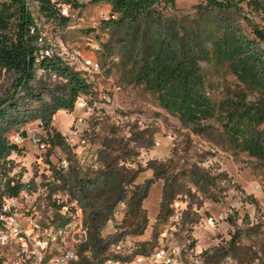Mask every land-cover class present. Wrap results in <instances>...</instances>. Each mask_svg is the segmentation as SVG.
I'll list each match as a JSON object with an SVG mask.
<instances>
[{
  "label": "rangeland",
  "instance_id": "374dc122",
  "mask_svg": "<svg viewBox=\"0 0 264 264\" xmlns=\"http://www.w3.org/2000/svg\"><path fill=\"white\" fill-rule=\"evenodd\" d=\"M39 1L29 4L43 38L40 50L92 89L84 107L58 110L69 83L47 69L31 83L30 95L15 93L17 109L0 129L10 145L15 131L29 141L0 161V193L20 183L48 216L55 198L77 200L86 228L90 183L102 188L113 173L122 196L100 229L104 259L128 236L138 250L189 243V264H264V43L253 31H264V0H157L136 21L121 24L109 1L98 0L69 10L67 26L41 17ZM155 41L162 44L159 59L192 70L194 96L207 104L201 116L166 109L136 78ZM14 79L0 70V98ZM45 120L61 140L48 135ZM233 122L232 142L225 127ZM60 158L67 159V171L58 168ZM131 195H143L141 232Z\"/></svg>",
  "mask_w": 264,
  "mask_h": 264
},
{
  "label": "trees",
  "instance_id": "16d2710c",
  "mask_svg": "<svg viewBox=\"0 0 264 264\" xmlns=\"http://www.w3.org/2000/svg\"><path fill=\"white\" fill-rule=\"evenodd\" d=\"M82 1L58 0V3L63 2L76 8L77 11H83L86 7L81 4ZM92 1L96 2V0ZM108 1L111 16L117 15L119 18L117 22L121 24L127 21H136L138 16L149 10L157 0ZM239 1L257 4L260 0ZM38 9L41 17H45L46 20L55 18L58 25L67 26L68 20L60 15L56 4H51L49 0H40ZM253 31L256 37L264 43V31L257 28ZM42 39L37 20L25 0H2L0 4V70H4L15 78L12 91L4 98H0V122L2 123L9 124L11 118L8 116V111L17 109L15 93L25 90L30 95V85L36 78L37 69L53 70L57 74L64 75L68 80L69 89L66 95L57 99L58 110L71 111L78 96L86 98L91 92L92 87L86 80L70 73L52 58L45 57L39 66L36 65V57L39 54ZM161 45L159 41L154 42L157 49L144 63H141L136 78L143 80L146 87L158 94L161 104L166 109L179 111L185 118L201 116L207 110V104L202 98L194 96L195 79L192 70L178 61L169 65L159 59ZM228 45L236 51L235 42L231 41ZM45 126L48 135L52 132L56 140H61L59 134L50 128L48 120H45ZM235 126L236 123L233 122L228 123L225 127L228 138L232 142L237 137ZM247 142L250 140H244V143ZM15 150L17 147L6 141L4 130L0 129V161ZM83 183L81 180L80 184ZM90 184L93 187L91 195L94 202L87 204L90 207V213L86 216V236L78 248L80 264L91 263L88 253H91V259L95 260L97 264L104 260L102 255L107 246L100 238V229L105 223L107 213L110 212L112 205L122 196L118 178L113 173L103 183L102 188H96L93 182ZM23 189L25 188L20 183L12 186L8 184L2 194L16 195ZM142 199L143 195H131L128 203L133 208V221L136 228L143 229L146 220L145 215L140 211ZM164 201L163 199L162 204Z\"/></svg>",
  "mask_w": 264,
  "mask_h": 264
},
{
  "label": "built area",
  "instance_id": "2783aa9c",
  "mask_svg": "<svg viewBox=\"0 0 264 264\" xmlns=\"http://www.w3.org/2000/svg\"><path fill=\"white\" fill-rule=\"evenodd\" d=\"M25 1L30 8L29 0ZM49 1L58 7V0ZM96 2L83 0L81 4L87 7ZM72 9L77 11L66 4L58 10L65 17ZM45 57L51 58L47 50H40L36 65L39 66ZM45 71L43 68L37 69L36 77ZM85 105L84 96H78L74 101L75 108ZM9 141L15 146H24L29 138L15 131ZM37 146L42 151L46 149L44 141H39ZM68 166L67 159L60 158L58 168L67 171ZM35 204L29 200L26 189L11 196L0 193V264H80L78 248L81 238L82 241L85 238L86 228L79 202L55 198L49 208L53 216H48V211L40 210ZM140 231L142 228H137V232ZM165 235L164 232L162 237ZM110 251L111 254L99 264H189L186 257L193 252L189 243L138 250L128 236L118 238Z\"/></svg>",
  "mask_w": 264,
  "mask_h": 264
}]
</instances>
